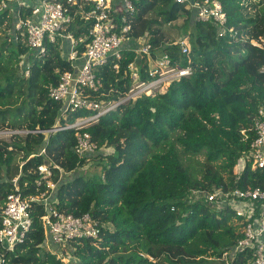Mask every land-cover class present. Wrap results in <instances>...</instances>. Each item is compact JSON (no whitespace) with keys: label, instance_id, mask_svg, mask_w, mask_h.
<instances>
[{"label":"trees","instance_id":"16d2710c","mask_svg":"<svg viewBox=\"0 0 264 264\" xmlns=\"http://www.w3.org/2000/svg\"><path fill=\"white\" fill-rule=\"evenodd\" d=\"M219 1L227 14L224 36L215 22L199 19L187 2L134 0L122 58L111 55L95 68L104 85L101 98L125 96L132 84L130 63L136 64L142 80H154L152 69L162 53L192 72L172 81L165 92L128 100L88 126L100 148L92 156L76 152L74 129H55L91 113H63V101L51 95L61 74L74 71L67 60L69 40L46 39V53L35 56L24 32L15 30L13 12L1 11L0 129L27 133L0 140V210L16 190L12 179L17 176L24 196H47L49 186L39 170L45 164L52 171L49 179L57 184L51 200L59 209L76 216L90 213L100 223L97 238L62 245L70 264H216L220 259L251 264L253 249L231 257L244 237L243 218L229 204L190 192L215 186L226 192L248 185L264 187V170L252 169L250 162L241 174L235 172L243 153L252 151L254 118L264 107V47L252 43L264 39V0ZM181 17L191 45L188 53L175 43L178 40H167L162 29ZM117 20L120 24V17ZM92 26L78 15L64 33L79 39ZM146 34L150 53L140 57L134 42ZM84 44L78 46L80 51ZM161 46L162 52L155 53ZM148 56L154 58L153 66ZM104 146L113 148L112 153L104 154ZM199 154L207 163L197 173L185 157ZM97 156L106 158L100 162L102 173L77 170ZM30 209L31 231L12 250L0 245V264H69L61 257V246L46 239L44 202L33 201Z\"/></svg>","mask_w":264,"mask_h":264},{"label":"built area","instance_id":"2783aa9c","mask_svg":"<svg viewBox=\"0 0 264 264\" xmlns=\"http://www.w3.org/2000/svg\"><path fill=\"white\" fill-rule=\"evenodd\" d=\"M177 1L187 2L188 8L197 11L199 19L215 22L219 26L220 36L227 33V14L219 0ZM135 8L134 0H0V12H13L16 18L14 28L24 32L30 48L35 51V56L46 53V39L54 42L61 36L69 40L70 53L67 60L72 62L74 71L68 70L61 74V81L53 88L51 95L54 99L63 101V113L77 110L91 112L87 116L68 122L65 126L55 128L75 130V150L80 156H92L97 153L98 144L86 128L97 122L101 116L128 100L156 91L165 92L172 81L192 72L190 67L174 64L168 53H162L152 69L156 74L154 80H142L140 73L136 71V64L130 63L132 84L125 96L119 100L101 98L104 85L95 68L108 62L111 55H115L119 60L122 58L121 49L128 45V32L131 29V25L127 23L128 15L132 14ZM78 15L92 21L93 26L87 35L76 39L72 33L64 32ZM118 17L121 19L120 24ZM147 38L146 34L137 39L139 43H136V55L143 57L144 54L150 53L151 44L146 43ZM84 42V50L80 51L78 46ZM175 43L181 45L183 53L190 52L186 36ZM252 43L264 47V39L262 42L252 40ZM114 68L119 69V64L115 63ZM254 130L256 137L251 142L252 151L250 155L243 153L235 167L236 174H241L242 168L248 162L251 163L252 169L264 170V107L259 108L254 118ZM242 132L245 134V130ZM39 170L44 174L49 186L47 196H24L17 184L19 177L12 179L16 190L7 195L0 210V245L12 250L26 240L33 224L30 208L36 200L45 204L46 212L41 220L49 243L62 246L77 238H97L101 232L100 223L90 213L76 216L60 210L51 200L57 186L49 179L52 175L51 169L43 164L39 166ZM195 191L207 201L229 204L236 215L243 218L244 237L239 240L231 257L240 251L253 249L255 258L251 264H264V187L248 185L226 192L215 186L212 190ZM226 256H229L228 253Z\"/></svg>","mask_w":264,"mask_h":264},{"label":"rangeland","instance_id":"374dc122","mask_svg":"<svg viewBox=\"0 0 264 264\" xmlns=\"http://www.w3.org/2000/svg\"><path fill=\"white\" fill-rule=\"evenodd\" d=\"M148 17H152L154 16V13L152 14H148L147 15ZM184 17H181L179 18L177 21H174L172 22L171 24H167V25H164L163 26V31L165 33V36L167 38V40H179L181 39L183 36H186L187 33H186V30H184ZM192 19V17H191ZM191 25V23H190ZM189 30H190V26H188ZM188 36V35H187ZM189 40V38H188ZM189 44H190V40H189ZM191 47V45H190ZM162 49H163V46H161L160 48H157L155 50V53H158L160 54L162 52ZM69 56V54H68ZM147 61L149 62L150 66H153L154 64V58H150L149 56L147 57ZM14 131H17V130H11V129H0V140H7V141H12L14 140L13 139V135L18 133V134H21V135H25L27 132L25 130H21V131H17L16 133ZM179 148H181L180 146H178ZM104 149V154H107V153H112L113 151V148L111 147H108V146H104L103 147ZM186 161L188 163H190L191 167L193 170H196L197 173H200L202 170H204V168L206 167V158H205V155L204 154H199L195 157H185ZM90 162H92L90 164ZM100 162H103L105 163L106 162V158L105 156H97L93 159L89 158L88 161L86 162V164L77 169L79 172H84V174H92V173H102L103 172V165H100ZM77 172V173H79ZM71 174L72 173H68L66 176H70L71 177ZM66 178H69V177H66ZM193 191V192H192ZM191 193H194L195 195H198L199 197H202L200 194H198L195 190L191 189L190 191ZM52 197V196H51ZM63 247V248H62ZM60 253H61V257H64L63 260L65 262H68L70 264V258L68 259V254L65 256L62 254V252H66L68 253L67 251H64V250H67L66 248H64V246H61V247H58ZM64 249V250H62ZM213 264V263H212ZM216 264H230V259L229 261L227 262L226 260L224 259H220L217 261Z\"/></svg>","mask_w":264,"mask_h":264},{"label":"crops","instance_id":"0c3cea01","mask_svg":"<svg viewBox=\"0 0 264 264\" xmlns=\"http://www.w3.org/2000/svg\"><path fill=\"white\" fill-rule=\"evenodd\" d=\"M128 44H129V42H128ZM136 46H138L136 43H134ZM70 53V52H69Z\"/></svg>","mask_w":264,"mask_h":264}]
</instances>
